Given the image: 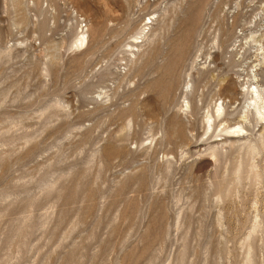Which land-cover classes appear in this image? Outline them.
I'll list each match as a JSON object with an SVG mask.
<instances>
[{
  "label": "rangeland",
  "instance_id": "374dc122",
  "mask_svg": "<svg viewBox=\"0 0 264 264\" xmlns=\"http://www.w3.org/2000/svg\"><path fill=\"white\" fill-rule=\"evenodd\" d=\"M0 264H264V0H0Z\"/></svg>",
  "mask_w": 264,
  "mask_h": 264
},
{
  "label": "bare ground",
  "instance_id": "6f19581e",
  "mask_svg": "<svg viewBox=\"0 0 264 264\" xmlns=\"http://www.w3.org/2000/svg\"><path fill=\"white\" fill-rule=\"evenodd\" d=\"M84 41H85V36L83 35L80 39H79V42L81 43V44H83L84 43ZM232 90V89H231ZM235 91V90H234ZM253 94H255L254 96H256L257 97V100H259V99H261V94H260V92H259V90L256 88L254 91H253ZM227 100V99H226ZM261 101V100H260ZM220 111H221V108L219 109ZM258 112H259V114H261V112L258 110ZM244 117V116H243ZM210 118V117H209ZM212 120V119H211ZM211 120H209L210 121V123L212 122ZM208 124H209V122H207ZM209 125H211V124H209ZM209 129V128H208ZM240 129V128H239ZM239 129H237V131L239 132ZM241 130V129H240ZM233 131H234V129H233ZM232 130L230 131V132H232V133H234ZM236 131V132H237ZM243 131V130H242ZM242 131H240V132H242ZM239 132V133H240ZM236 134V133H235Z\"/></svg>",
  "mask_w": 264,
  "mask_h": 264
}]
</instances>
